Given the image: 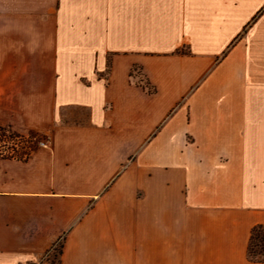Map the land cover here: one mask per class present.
Masks as SVG:
<instances>
[{
    "label": "crops",
    "instance_id": "0c3cea01",
    "mask_svg": "<svg viewBox=\"0 0 264 264\" xmlns=\"http://www.w3.org/2000/svg\"><path fill=\"white\" fill-rule=\"evenodd\" d=\"M0 129V264H264V0H0Z\"/></svg>",
    "mask_w": 264,
    "mask_h": 264
},
{
    "label": "trees",
    "instance_id": "16d2710c",
    "mask_svg": "<svg viewBox=\"0 0 264 264\" xmlns=\"http://www.w3.org/2000/svg\"><path fill=\"white\" fill-rule=\"evenodd\" d=\"M130 77L132 81L142 87L148 94L154 93V88L146 81L142 73L133 68ZM142 77L144 80H139ZM138 78V79H137ZM64 238H60L52 243L51 248L45 253V255L39 260L40 264L45 262L46 264H60V257L62 255ZM247 258L252 262L262 263L264 261V227L256 226L251 230L248 248Z\"/></svg>",
    "mask_w": 264,
    "mask_h": 264
},
{
    "label": "rangeland",
    "instance_id": "374dc122",
    "mask_svg": "<svg viewBox=\"0 0 264 264\" xmlns=\"http://www.w3.org/2000/svg\"><path fill=\"white\" fill-rule=\"evenodd\" d=\"M138 79V78H137ZM139 80H144L139 77ZM44 138L39 135L22 136L0 129V160L5 158H23L29 155Z\"/></svg>",
    "mask_w": 264,
    "mask_h": 264
},
{
    "label": "built area",
    "instance_id": "2783aa9c",
    "mask_svg": "<svg viewBox=\"0 0 264 264\" xmlns=\"http://www.w3.org/2000/svg\"><path fill=\"white\" fill-rule=\"evenodd\" d=\"M39 145H43V143H40Z\"/></svg>",
    "mask_w": 264,
    "mask_h": 264
}]
</instances>
